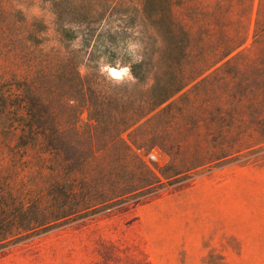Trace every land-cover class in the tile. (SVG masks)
<instances>
[{
    "label": "rangeland",
    "instance_id": "1",
    "mask_svg": "<svg viewBox=\"0 0 264 264\" xmlns=\"http://www.w3.org/2000/svg\"><path fill=\"white\" fill-rule=\"evenodd\" d=\"M20 2L28 13L49 16L39 0ZM10 4L0 0V10ZM248 8L249 0H228L222 27L212 23L209 32L212 42L221 30L232 38L244 32L239 45L118 133L101 135L94 118L117 121L154 88L120 61L122 49L97 70L79 67L82 77L98 78L101 86L87 92L93 105L80 107L71 151L61 147L55 164L70 167L78 196L103 203L0 248V264H264V0H253L246 18ZM192 18L197 38L204 28L196 14ZM98 90L107 96L101 106ZM115 102L119 111L110 109ZM5 151L11 175L39 182V155ZM133 189L116 204L103 201L112 190Z\"/></svg>",
    "mask_w": 264,
    "mask_h": 264
},
{
    "label": "trees",
    "instance_id": "2",
    "mask_svg": "<svg viewBox=\"0 0 264 264\" xmlns=\"http://www.w3.org/2000/svg\"><path fill=\"white\" fill-rule=\"evenodd\" d=\"M39 1L47 5L49 16L26 12L20 0H11L6 11L0 10V248L95 212L103 203L92 204L87 193L78 196L70 167L55 164L61 147L67 154L71 151L80 107L93 105L87 92L101 86L98 78L82 77L81 65L97 70L102 59L122 49L120 61L138 81L154 88L137 103L136 112L117 121L94 118L101 135L118 133L217 64L244 35L241 32L238 40L221 30L218 40L209 39L212 23L222 27L228 0ZM217 12L221 15L214 22ZM193 14L204 28L197 38L191 30ZM192 48L198 52L190 53ZM97 92V105H104L107 96ZM119 106L115 102L110 109L119 111ZM120 142L132 158L129 145ZM5 149L39 155L44 162L39 182L27 184L17 173L11 175ZM59 168L65 174H59ZM130 192L136 190H112L113 196L103 201L110 200L111 206Z\"/></svg>",
    "mask_w": 264,
    "mask_h": 264
},
{
    "label": "bare ground",
    "instance_id": "3",
    "mask_svg": "<svg viewBox=\"0 0 264 264\" xmlns=\"http://www.w3.org/2000/svg\"><path fill=\"white\" fill-rule=\"evenodd\" d=\"M117 71H119V70L114 68V67H110V72L114 73V72H117Z\"/></svg>",
    "mask_w": 264,
    "mask_h": 264
},
{
    "label": "snow or ice",
    "instance_id": "4",
    "mask_svg": "<svg viewBox=\"0 0 264 264\" xmlns=\"http://www.w3.org/2000/svg\"><path fill=\"white\" fill-rule=\"evenodd\" d=\"M114 75H117L116 73H114Z\"/></svg>",
    "mask_w": 264,
    "mask_h": 264
}]
</instances>
